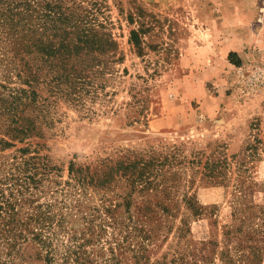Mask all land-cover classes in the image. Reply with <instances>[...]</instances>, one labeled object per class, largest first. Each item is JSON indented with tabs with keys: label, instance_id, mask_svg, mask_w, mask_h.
<instances>
[{
	"label": "rangeland",
	"instance_id": "1",
	"mask_svg": "<svg viewBox=\"0 0 264 264\" xmlns=\"http://www.w3.org/2000/svg\"><path fill=\"white\" fill-rule=\"evenodd\" d=\"M36 2L101 24L117 49L108 64L91 61L84 85H55L44 69L36 86L44 134L17 146L39 147L62 182L72 162L138 160L130 206L142 209L140 232L150 237L130 240L136 251L123 264H264V0ZM5 74L0 61L8 93ZM0 137L11 139L1 129ZM15 148L0 151V162ZM131 182L94 185L89 209H103L105 197L127 212Z\"/></svg>",
	"mask_w": 264,
	"mask_h": 264
},
{
	"label": "trees",
	"instance_id": "2",
	"mask_svg": "<svg viewBox=\"0 0 264 264\" xmlns=\"http://www.w3.org/2000/svg\"><path fill=\"white\" fill-rule=\"evenodd\" d=\"M43 5L47 11L36 0H0V61L13 83L8 93L0 89V129L12 139L0 137V151L16 146L12 159L3 156L0 162V264H29L33 258L43 264H123L127 250L136 251L128 242L150 237L140 232L145 228L142 209L130 206L139 183L138 160L72 162L71 179L62 182L56 177L60 168L39 147L16 143L44 134L39 120L46 106L36 89L44 69L49 68L55 85H84L94 68L91 61L103 57L108 64L117 49L112 34L97 27L101 24L59 4ZM132 39L138 42V32ZM119 175L132 180L124 196L127 212L120 214L121 203L107 204L105 197L104 210L89 209L93 186H109ZM136 256L139 262L142 256Z\"/></svg>",
	"mask_w": 264,
	"mask_h": 264
}]
</instances>
